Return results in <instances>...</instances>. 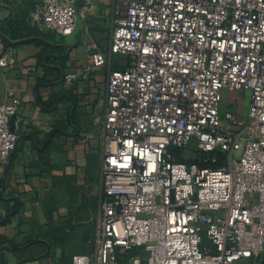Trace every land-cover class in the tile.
<instances>
[{"label": "built area", "instance_id": "built-area-1", "mask_svg": "<svg viewBox=\"0 0 264 264\" xmlns=\"http://www.w3.org/2000/svg\"><path fill=\"white\" fill-rule=\"evenodd\" d=\"M77 1L87 12L103 0L37 3L38 30L72 35ZM109 2V49H87V71L108 69L92 118L101 127L99 223L91 250L68 264H234L264 254V0ZM238 90L249 93L245 114L221 118V93ZM8 97L1 166L19 142L10 126L19 99ZM192 142L194 157L176 156Z\"/></svg>", "mask_w": 264, "mask_h": 264}, {"label": "crops", "instance_id": "crops-1", "mask_svg": "<svg viewBox=\"0 0 264 264\" xmlns=\"http://www.w3.org/2000/svg\"><path fill=\"white\" fill-rule=\"evenodd\" d=\"M44 1L0 0V59L8 63L0 103L11 102L8 93L19 99V142L0 165V219L10 214L0 237L16 249L0 244V264H68L91 250L99 223L101 127L92 118L104 107L108 69L87 71V49H109L111 6L94 2L86 12L78 4L75 31L62 37L38 30L36 4ZM67 73L78 80L64 83ZM247 95L242 111L227 110L245 114Z\"/></svg>", "mask_w": 264, "mask_h": 264}, {"label": "rangeland", "instance_id": "rangeland-1", "mask_svg": "<svg viewBox=\"0 0 264 264\" xmlns=\"http://www.w3.org/2000/svg\"><path fill=\"white\" fill-rule=\"evenodd\" d=\"M242 92H243L242 90L241 91L238 90V91L229 93L227 96L226 95L223 96L222 106H221V113H222L223 117H224L225 111L227 109H230V110L237 109L238 111L243 110L242 106L244 104L245 99L248 96L247 95L248 92L244 91L245 92L244 94ZM245 109H246V107H244V111H246ZM229 129L230 130H236L235 127H230ZM194 148H195V145H194V142H192V145L190 146V148L188 150L176 152V156L186 158V159L192 158V157H194L193 156ZM129 255L130 254L123 255V256H121V258L125 259ZM234 264H264V254H262L258 257H252V258L239 260V261L235 262Z\"/></svg>", "mask_w": 264, "mask_h": 264}, {"label": "trees", "instance_id": "trees-1", "mask_svg": "<svg viewBox=\"0 0 264 264\" xmlns=\"http://www.w3.org/2000/svg\"><path fill=\"white\" fill-rule=\"evenodd\" d=\"M9 217H10V214L7 215L6 217L0 219V226L5 225L8 222ZM2 243L8 244L11 247V249H13V250L16 249V247L13 244H11L8 240L0 237V244H2Z\"/></svg>", "mask_w": 264, "mask_h": 264}, {"label": "water", "instance_id": "water-1", "mask_svg": "<svg viewBox=\"0 0 264 264\" xmlns=\"http://www.w3.org/2000/svg\"><path fill=\"white\" fill-rule=\"evenodd\" d=\"M80 3H81L80 1H77L76 5H77V6H78V4L80 5ZM13 117H14V116H12L11 119H10V126H11V129H12V123H13V119H14ZM12 130H13V129H12Z\"/></svg>", "mask_w": 264, "mask_h": 264}]
</instances>
